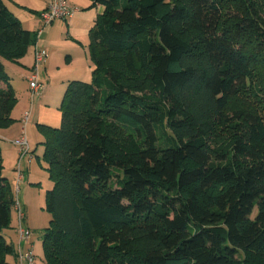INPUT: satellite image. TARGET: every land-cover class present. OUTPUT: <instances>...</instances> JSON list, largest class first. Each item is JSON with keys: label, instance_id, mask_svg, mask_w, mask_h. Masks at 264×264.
Returning a JSON list of instances; mask_svg holds the SVG:
<instances>
[{"label": "trees", "instance_id": "1", "mask_svg": "<svg viewBox=\"0 0 264 264\" xmlns=\"http://www.w3.org/2000/svg\"><path fill=\"white\" fill-rule=\"evenodd\" d=\"M91 81L68 80L59 127L38 124L52 187L45 264L264 261V120L226 111L264 68V0H91ZM35 32L0 0V58ZM1 84H4L2 86ZM17 102L0 61V128ZM239 133L226 143L218 126ZM0 159V264L15 250L13 188Z\"/></svg>", "mask_w": 264, "mask_h": 264}, {"label": "rangeland", "instance_id": "2", "mask_svg": "<svg viewBox=\"0 0 264 264\" xmlns=\"http://www.w3.org/2000/svg\"><path fill=\"white\" fill-rule=\"evenodd\" d=\"M223 4L229 7L228 13L223 16L224 19L232 20L237 15L243 14V7L239 0H224ZM79 10L80 12H88V15H91L88 18L90 19L100 13L102 8L83 6ZM71 22H73L71 19H56L46 26L47 30H51L52 51L49 55L51 57L49 68H40V82L44 85V91L49 93V101L40 99L38 95L33 96L30 90L27 91V80L23 85L26 94H24L22 104L25 103L28 107L27 111L30 112L25 134L30 148L29 152L32 154L31 159L25 156L19 162L18 148L6 141L4 160L1 161L2 175L12 185L13 198L19 201L24 214L23 226L27 227L31 233L30 242L35 247L36 264H41V260L44 261L42 237L48 229L51 219V215L44 209V200L46 191L52 187L46 163L43 160L44 138L38 124L52 127L60 126L61 112L59 106L68 80L75 79L70 78L73 77L72 74L78 75L76 78L78 80L91 81L88 28L92 22L88 20V22L77 23L75 26ZM253 72V79L248 89L232 96L226 111L242 108L255 113L264 120V68L260 64L255 65ZM38 115L46 116L47 122H34V117ZM238 133L239 128L236 125L224 124L216 128L214 137L220 142L226 143ZM1 141L3 139H0ZM17 226L18 216L12 204L10 223L3 231L13 234V229L15 227L16 230ZM8 239L10 240V238ZM252 260L253 264H264V261L254 254Z\"/></svg>", "mask_w": 264, "mask_h": 264}, {"label": "crops", "instance_id": "3", "mask_svg": "<svg viewBox=\"0 0 264 264\" xmlns=\"http://www.w3.org/2000/svg\"><path fill=\"white\" fill-rule=\"evenodd\" d=\"M3 1L7 5V7L12 11V13L21 21L22 26L29 31L35 32L36 37H35L34 42L27 47L24 56L20 58L17 63L0 58V61L2 62L9 76V83L14 88L16 99H17V102L11 111V117L14 119L13 123L9 125L8 127L0 128V139H3L4 141V142L3 141L0 142L1 161L4 160V151H5L4 147H5L6 141L7 143L9 142L12 144V141L16 137L19 136L22 130L21 119H22L24 112H26L28 108L26 107L25 103L22 104L24 94H26L25 90H23V85H25L24 83L27 80V75L31 68L34 50L35 49H46L48 51V56L46 57V59L44 60L43 64L40 67L44 69L46 68L48 69L50 66L51 57L49 55L52 51V46H51L52 41L50 39L51 30H47L46 29L47 27L45 26L40 35H38L36 32V30L40 26L38 15L41 11L47 8L50 0H3ZM67 2L69 3L70 6L76 9L72 17L66 19V20L71 19L73 21L71 22L73 26H75L77 23L88 22V20L93 23L96 15L88 19L91 15H88V12H80L79 8L83 6H85L86 8L92 7V6L99 7L98 5H92L91 0H67ZM71 76L73 77H70V78H78V75L72 74ZM39 79H40V70H39ZM1 85L4 86V84H1ZM28 90H29V87L27 84V91ZM48 94H49L48 92L46 93V91H44V85H43V90L39 95L40 99H43V100L45 99L46 101H49ZM38 121L47 122L46 116L42 117L41 115H38L34 117V122H38ZM3 233L6 239L8 240V242H10L11 245L13 246L15 253H16L17 248H18L19 238L17 237L18 233L16 232L15 227L13 229L14 235L9 232L5 233L4 231ZM8 238H10V240ZM20 246L22 250L28 247H31L34 251V248H35L33 243L30 242V238L27 241L20 242ZM6 259L10 264H15L16 254L7 256ZM41 264H45V262L41 260Z\"/></svg>", "mask_w": 264, "mask_h": 264}, {"label": "built area", "instance_id": "4", "mask_svg": "<svg viewBox=\"0 0 264 264\" xmlns=\"http://www.w3.org/2000/svg\"><path fill=\"white\" fill-rule=\"evenodd\" d=\"M76 9L69 5L67 0H50L47 8L41 11L38 15L40 26L36 30L37 34L40 35L45 26L51 24L56 19H68L71 18ZM48 56L46 49H35L33 53V64L27 75L28 86L33 96H39L43 90V84L39 79V70L44 60ZM30 117V112H24L21 122L22 130L18 137H16L12 144L18 148L19 162L27 156L31 159L32 154L29 152V144L25 134V128ZM14 208L18 216L17 233L19 238L18 248L16 251V262L15 264H36L34 251L31 247L24 250L21 249L20 242L27 241L30 238V231L27 227L23 226L24 214L20 207L18 200L14 199Z\"/></svg>", "mask_w": 264, "mask_h": 264}]
</instances>
